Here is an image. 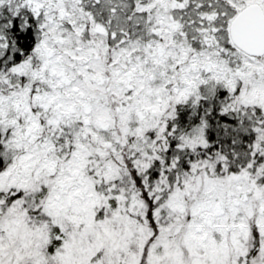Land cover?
Returning <instances> with one entry per match:
<instances>
[{
	"label": "snow or ice",
	"instance_id": "obj_1",
	"mask_svg": "<svg viewBox=\"0 0 264 264\" xmlns=\"http://www.w3.org/2000/svg\"><path fill=\"white\" fill-rule=\"evenodd\" d=\"M0 264H264V0H0Z\"/></svg>",
	"mask_w": 264,
	"mask_h": 264
}]
</instances>
